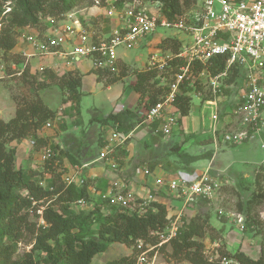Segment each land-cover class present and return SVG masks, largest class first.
Instances as JSON below:
<instances>
[{
	"label": "trees",
	"instance_id": "trees-1",
	"mask_svg": "<svg viewBox=\"0 0 264 264\" xmlns=\"http://www.w3.org/2000/svg\"><path fill=\"white\" fill-rule=\"evenodd\" d=\"M85 1L88 0H0V51L3 59L20 66L21 56L13 53L18 30L25 28L43 30L47 18H61ZM143 1L159 4L163 16L170 22L177 21L197 3V0ZM85 4L88 5L89 2ZM163 43L172 54L178 53L180 47L178 40L165 39L160 44L161 48ZM181 62L179 59H173L170 64L176 67ZM225 63L224 56L213 58L209 61L206 70L210 75H215L224 69ZM194 66V70L204 68L199 63H195ZM233 70V73L225 78L226 86L243 79L241 70ZM90 73L96 77L97 82L104 77L114 75V73L100 70H91ZM126 73V70H123L120 77L124 78L127 76ZM41 75L45 80L36 82L34 75L31 76L26 69L20 78L24 83L36 85L37 90L45 89L50 85L58 87L59 90L68 94L67 99L70 102H75L72 108L78 112L83 76L78 71L57 75L47 69L43 70ZM136 77L137 81L132 87L137 95L133 110H139L142 105L146 111L160 101L157 99L159 90L144 99V89L155 74L152 71H145L136 74ZM106 83L109 86L116 83V80L108 79ZM158 83L155 80L152 85ZM172 106L179 112L180 117L188 116L191 108L190 95L179 94L174 98ZM133 115L132 110L110 113L100 119L99 124L105 126L112 123L116 126L114 129L120 134L119 128L125 123V118ZM56 117V112L49 109L38 95H34L32 100L17 101L14 117L9 121L4 122L0 119V264H42L34 258V254L38 252L46 255L44 264H91L96 256L106 252L113 244L132 247L133 254L108 264H134L137 242L142 241L144 244L156 246L159 241L156 234L163 232L167 227L169 219L164 205L152 201L140 213L139 205L142 204V200L135 198L131 205L123 207L113 204L111 199L106 198V200L103 197L104 192L100 194L97 202L92 200L95 203L91 210L84 209L76 212L72 204L79 200L91 201L87 191L89 184L86 180L83 179L79 186L77 184L66 186L61 177L60 184H56L53 180L43 186L35 179L36 174H27L14 169L15 150L7 148V144L11 142L19 144L30 138L34 139V148L46 145L48 138L39 137L38 134L45 129L47 123H54ZM140 123L142 121L137 125ZM127 129L131 131L132 125ZM86 145L78 144L76 150L78 160L75 161L74 157H72L74 161L70 159L71 157L69 158L72 165H81V160H91L98 156L96 151L89 150L87 153L89 156L85 157ZM176 153L181 154L179 151ZM182 154L187 159L193 160L187 154ZM254 186L256 190L246 203L237 204V210L244 217L243 231L258 233L262 223L254 214V208L264 203V192L257 178H255ZM103 210L107 213L104 214ZM31 216L41 218L44 225H38L30 219ZM87 234L90 235L86 236ZM25 236L30 237L32 241L31 250L20 257L16 256L18 244ZM206 240L209 243L222 242V236L211 225L207 212L196 213L188 219V223L179 230L177 236L158 248V251L163 252L168 249L169 259L175 263L223 264L225 260L230 262L229 264H264L263 245L260 246L258 257L253 258L240 250L230 253L223 244L215 248L217 261L209 262L204 254Z\"/></svg>",
	"mask_w": 264,
	"mask_h": 264
},
{
	"label": "built area",
	"instance_id": "built-area-1",
	"mask_svg": "<svg viewBox=\"0 0 264 264\" xmlns=\"http://www.w3.org/2000/svg\"><path fill=\"white\" fill-rule=\"evenodd\" d=\"M88 2L90 5H86L87 7L82 9L75 7L61 18H47L40 36H28L26 44L32 52L20 54L22 58L20 66L8 64L13 76L20 77L24 70L29 69L30 59L56 60L53 65L55 72L76 71L78 65L86 64L88 61L91 63V70L116 73L122 64L117 56L118 48L129 50L141 43L150 45L148 37L153 35L157 28L176 30L183 34V38H170L180 42L179 51L176 55L170 53L167 59H179L182 66L165 98L142 114V123L159 122L162 135H169L178 122L174 114L168 110L174 108L172 103L180 94L179 88L183 79L191 75L195 63H199L204 68L197 71L200 74L203 72L208 74L212 98H215L222 81L233 73V69L243 72V79L240 80L241 90L236 106L231 111L232 121L225 125L226 128L222 132H219L217 127L212 129L214 147H218L219 141L226 145H238L261 139L264 132V0H197L194 7L177 21L171 22L163 16L157 3L143 0H88ZM215 4L218 6L217 9ZM93 8L98 12L93 13ZM97 15L102 21L105 19L111 21L112 25L108 32H104L103 25L102 32H98V28L95 29V22L100 19ZM219 56L226 58L225 67L221 72L210 75L206 70L207 65L211 59ZM161 57L162 52L159 48L152 51L148 61L149 67H161L165 62ZM7 77H9L7 65L0 51V79ZM212 120L216 124L217 114H213ZM52 124L54 123H47L45 128L50 129ZM126 139V135L119 134L115 129L111 130L100 153L92 162H105L111 170H115L117 168L115 155L118 148L125 144ZM54 143L52 140L44 149L42 160L53 156L51 146H56ZM260 147L264 149L262 139ZM209 169L179 171L169 182V189L175 192L177 198H183V209L197 199L214 200L217 185L209 177ZM75 179V174L62 178L66 186L75 184ZM103 197L123 207L131 205L135 200L133 193L124 190L114 193L108 191ZM77 203L81 205L84 201L79 200ZM143 205H146L145 202L140 204ZM217 213L219 218L224 214L221 209H218ZM227 215L233 216L232 220L240 230H243L241 214L232 215L228 212ZM168 219L165 230L156 234L159 239L156 246L144 244L142 241L137 242L134 264H154L158 248L174 239L179 230L188 223V219H184L183 210H179ZM40 221L41 225H44L41 218ZM222 263L230 262L223 260Z\"/></svg>",
	"mask_w": 264,
	"mask_h": 264
},
{
	"label": "rangeland",
	"instance_id": "rangeland-1",
	"mask_svg": "<svg viewBox=\"0 0 264 264\" xmlns=\"http://www.w3.org/2000/svg\"><path fill=\"white\" fill-rule=\"evenodd\" d=\"M87 2L88 1H85L81 5H78V9L84 8L86 6L85 3ZM217 7L218 6L215 4V9H217ZM92 12L97 13L98 11L93 8ZM97 18H100V16ZM99 22L100 20H97L96 28H99ZM41 33L42 30L40 29L25 28L18 30L16 47L13 53H16V51L19 50L17 45L20 43H26V38L28 36H40ZM155 37L161 38L160 43H157L158 45L155 46H153V44L146 45L145 43H141L139 46L129 50L118 48L117 56L121 59L122 64L119 65L118 71L114 73L113 76L104 77L100 82H97L96 77L92 75L85 76L80 89L81 97L78 112L73 110L72 105L75 104V102H70L67 99V93L59 90L58 87L53 85L42 90H37L36 85L31 86L22 82L20 77L13 76V72L8 67L9 62L4 60L7 65V74L9 77L0 79V119L4 122L9 121L14 117L17 101L21 99L32 100L34 95H38L42 102L57 114L55 125L58 126V129L53 135L55 137L52 138L53 142L57 140L64 145L63 148H60L58 143H54L56 146H51L53 156L44 161L42 160V155L44 149L48 147L49 142H46V145L43 144L41 147L38 146L37 148H34V144H32L34 142L32 141L30 142V145L27 144L30 138L21 141V143L27 145L26 148H23L22 145L17 146L20 145V143H8L7 148L15 150L14 169L24 171L27 174H36L35 179L43 186L53 180L56 184H60L61 177L72 174V172H70L72 169L65 166L66 159L77 155L76 150L78 144H88L90 150L96 151V153L99 154L102 145L105 143L104 141L107 136H109V132L116 128L112 123H108L105 126L100 125V119L110 113L120 112L122 108L123 111L132 110L134 115L125 118V123L120 127L121 129L119 128V132L123 135L128 134L130 130L127 128L131 125L132 131L133 128L142 121V114L145 112V109L143 108L144 106L142 105L139 107V110L134 111V108L130 109V106H133V102L131 103V101L136 95L132 89L137 81L136 74L145 71H152L155 74V77L146 85L144 89V99L152 93L155 94L157 90H159L157 92V99L163 100L168 93L170 86L174 83L176 74L179 73V68L182 66V62L176 67L172 66L170 61L173 59H167L170 57L171 52L169 49H166V44L163 43L162 48L160 47V44L165 38H183V34L176 30L157 28L155 33L148 37V40L151 41ZM155 47L161 50V58L165 60L163 65L159 68H151L148 65L149 56L152 51H155ZM44 61L46 60H43V62L40 61V66H38L39 63L37 64L38 61H32L29 63V74L31 76L34 75L33 77L36 82H42L45 80L41 75L42 71L45 69L51 70L57 75L61 74V72H55L53 68H47ZM90 67L91 63L87 61L85 68ZM123 70H126L127 76L121 78L120 74ZM112 78L116 80V83L109 85V88H107L108 85L106 82L108 79ZM207 78L208 74L206 72L200 74L199 71L193 70L191 75L183 79L179 88L180 94L186 93L190 95V118L192 119L194 116H198L199 120L201 118L203 122L202 132L196 136L195 141L190 146V152L197 154V157L194 158H199L194 162V167L198 171H205L207 168L213 170L214 174L210 173V178L213 179L217 185L216 190H214V200H205V202L210 203V206L207 208L210 223L213 226H218L216 227V230L220 232L222 242L218 241L209 243L208 240L204 241V254L209 262H215L217 261V251L215 248L217 246L221 247L224 244L225 249L230 253L240 250L248 256L256 258L259 255L260 246L263 245L264 247V203L260 206H255L254 208V214L258 216L262 223L258 233H255V231L240 230L232 220L234 217L227 214L229 212L232 213V215H237V204L246 203L251 197V194L256 190L254 186L255 178H257V181L260 183L262 192H264V149L260 147L261 139L264 140V132L262 133L261 139L257 138L253 141H246L232 146L219 141L217 148L209 143L206 147V152H199L200 150L197 148L199 141L207 139L205 142H211L208 138L211 137L210 125L213 112L217 114L218 122L221 124L219 132L224 131V122L230 120V111L235 107L239 91L241 90L240 81L232 82L230 86H226L224 79L215 98H212ZM155 80L159 83L153 86L152 84ZM64 99H67V101L63 102ZM168 111L172 112L173 110L169 109ZM143 126H145V124H143ZM143 126L137 130V133H135V137L139 138L137 140L138 144L142 146V160H149L151 158L152 162H150V164H154L157 163L158 160L161 161L162 159H166L174 168H188L185 165L189 159H187L186 156L182 154L183 152L180 151L181 148L179 144L176 143L178 137L173 136L176 134L175 132L173 133V131L176 130L175 127L171 130L168 136L161 134L153 135L152 143L156 145L155 147L152 144L151 146L145 143L143 139L145 138V135L140 133L143 130ZM69 129H73L72 131L74 133L60 134V131L66 132ZM50 134L53 133L49 132V135ZM72 142L73 144H71ZM67 145H69L68 148L65 147ZM174 149L177 150L175 151ZM178 151L181 152L180 155L185 157H181L176 153ZM210 153H213L214 156L211 161H209ZM123 156V151L115 155V161L117 164ZM137 162V160L134 161V164ZM110 171L114 172L113 174L119 173L112 171L111 169ZM216 173H218V175H216ZM118 176H120V174L116 175V177ZM116 177L113 179L114 181L117 179ZM81 183L79 184L81 185ZM124 185L126 186V184ZM110 191L111 193H114L121 191V189H117L114 184L110 188ZM87 204L88 202H84L79 205L75 202L72 204L73 210L79 212V210L89 208L91 205L88 204L87 206ZM145 204L147 205L148 203ZM146 205H139L140 213L143 212L142 209L146 207ZM93 206L94 205L91 207ZM218 209H221L224 212L222 215L223 218H219V214L217 213ZM242 218L244 219L243 216ZM30 219L41 226L40 218H34L31 216ZM85 226L88 227V225ZM89 235L90 234H87L86 236ZM31 247L32 241L30 240V237L25 236V238L18 244L16 256L20 257L24 253L29 252ZM132 254V247L127 248L122 244H113L106 252L96 256L91 264H108L111 261L118 260L124 256H131ZM168 254V249H165L163 252L159 251L158 254L156 253L154 264H188L186 262L175 263L169 259ZM34 258L44 264L43 260L46 258V255L38 252L34 254Z\"/></svg>",
	"mask_w": 264,
	"mask_h": 264
},
{
	"label": "crops",
	"instance_id": "crops-1",
	"mask_svg": "<svg viewBox=\"0 0 264 264\" xmlns=\"http://www.w3.org/2000/svg\"><path fill=\"white\" fill-rule=\"evenodd\" d=\"M98 20H100V22L98 24V26H99L98 32H102V30H103L102 25L105 28L104 32H108L109 27L112 25L111 21L107 20V19L102 21L101 18ZM101 21H102V23H101ZM95 29L97 30L96 25H95ZM160 41H161V38L155 37L150 41V45L151 44H153V46L157 45V43H160ZM17 48L19 50L16 51V53L19 55L24 53V52L25 53L32 52V49L26 43H23V44L20 43L19 45H17ZM44 60L47 61V62L44 61L47 68L48 67L54 68L53 65L55 64L56 60H52V59H44ZM32 61H38L37 62V64L39 63L38 66L41 65L40 64L41 62H43V60L30 59V62H32ZM85 67H86V64L81 63L76 68L77 69L76 71H78L83 76V79L85 76H88V75L94 76L93 74L90 73L91 69L85 68ZM28 71L30 72L29 69H28ZM60 72L62 74L61 70H60ZM83 79H82V84H83ZM107 88H109V86ZM135 97L131 101V103L133 102L132 103L133 106L132 107L130 106V109H133V108H135L134 106H136L137 96L135 95ZM171 110H173L172 113L177 118V122H178L177 127H175L176 130L173 131V133L174 132L176 133L173 136L178 137L176 140V143L179 144V146L181 148L180 151L187 154L190 158H193V160H187V164L185 166L188 168L187 169H183V168H179V167L174 168L173 165L170 164V162H168L166 159H162L161 161L158 160V162L154 163V164L153 163L150 164V162H152L151 158L149 160H142L141 159L142 146L140 144H138V142H137V140L139 138L135 137V133L138 132L137 130L140 129L143 126V124H145V126H143V130L140 133H143L145 135V138H143V139L147 145H151V144L154 145L152 143L153 142V138H152L153 135H155V134H161L162 135V133L160 132V123L159 122L140 123L132 131H130L128 134H125L127 136L126 142L124 145H122L117 150L116 155L119 152H122V151L124 152V156L119 160L118 164L115 161L117 168L115 170H112L115 172H119L118 174H113L114 172L110 171V167L105 162H102V161L92 162L94 160V158L91 160H82L81 165H72L70 163V159H72V157L71 158L68 157L66 159V165L65 166H68L70 169H72L70 172H72V174L73 175L75 174V176H76V179H75L76 183L75 184L80 185V184H78L79 183L78 181H81L83 179L86 180L89 184L87 191H88V195H89V198L91 199V201H89L88 204H90L91 206L94 205V203L98 201L100 194L104 193V192L107 193L108 191H110V188L112 187V185L115 184L117 189L129 191V192L134 194L135 198H138L145 203H149L152 201L161 203L162 205H164L167 208L168 217H172L173 215L177 214L179 212V210H183L184 219H185V217H187L186 219H189L191 216H194L196 213L200 214V213L207 212V208H208V206H210V203H207L201 199H197L192 204L187 205L183 209V207H184L183 198L182 197L177 198L175 192L169 189V186H168L169 182L172 179H174L175 174L177 172H179V171L191 172V171L196 170V168L194 167V162H196L199 158H194V157H197V154L190 152V146L195 141L196 136L202 132V125H203L201 118L199 120L198 116H196V117L194 116L192 119L190 118V111H189L188 116L180 117L179 112L175 108H172ZM190 110H191V108H190ZM121 111H123V108L121 109ZM213 114H215V112H213ZM229 119L230 120H228V122H224L225 125L232 121L231 111H230ZM55 122H54V124H52L50 129L45 128L44 130H42V132H40L38 134L39 137H42L45 139L48 138V140L50 139L49 141L47 140V142L50 143L52 141V138H55L53 135L55 134L56 130L58 129V126L55 125L56 124ZM220 125L221 124L218 121L216 122V124H214L212 117H211V125H210L211 137L208 138V139H210L211 142H205V141H207V139L199 141L198 146L196 145L197 148H199V150H200L199 152H201V153L206 152V147H207V145H209V143L214 145L212 142V135H213L212 129H213V127H217L218 131H219ZM224 127L226 128V126H224ZM72 130L73 129H69L66 132L60 131V134L74 133ZM49 132H51L53 134L49 135ZM130 139H131V142H130ZM33 140L34 139H30L27 144L30 145V142ZM55 143H58L60 145V148L64 147V145L62 143H59L57 140H55ZM71 144H73V142ZM71 144H69V145H71ZM21 145L23 148L27 147V145L25 143H20V145H17V146H21ZM29 145H28V147H29ZM69 145H67L65 147L68 148ZM154 146L156 147V145H154ZM84 150H85L84 153H86L84 156L85 157L89 156V154H87L88 151L90 150L88 144L86 145ZM16 151H17V148H16ZM213 157H214L213 153H210V156H209L210 160L209 161H211L213 159ZM74 158H75V161L78 160V158L76 156ZM205 158H207V157H205ZM136 160L138 162L134 164V161H136ZM150 166H152L151 169H150ZM75 168H76V170H75ZM210 173L214 174V171L209 169V177H210ZM119 174H120V176L116 177V175H119ZM216 175H218V173H216ZM115 177L117 179L114 181L113 179ZM124 184H126V186ZM92 200L95 202H93ZM88 204H87V206H88ZM91 206L89 208H86L85 210H91L93 208ZM102 212H104V214L107 213L106 210H103ZM218 224H220V223H218ZM214 227L216 228L218 226L216 225ZM225 238L227 239L226 236H225Z\"/></svg>",
	"mask_w": 264,
	"mask_h": 264
},
{
	"label": "clouds",
	"instance_id": "clouds-1",
	"mask_svg": "<svg viewBox=\"0 0 264 264\" xmlns=\"http://www.w3.org/2000/svg\"><path fill=\"white\" fill-rule=\"evenodd\" d=\"M41 212V211H40Z\"/></svg>",
	"mask_w": 264,
	"mask_h": 264
}]
</instances>
